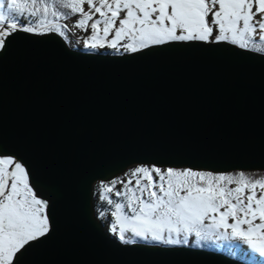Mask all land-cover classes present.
Returning <instances> with one entry per match:
<instances>
[{"label": "water", "instance_id": "water-1", "mask_svg": "<svg viewBox=\"0 0 264 264\" xmlns=\"http://www.w3.org/2000/svg\"><path fill=\"white\" fill-rule=\"evenodd\" d=\"M0 144L49 200L54 232L24 264H236L120 245L93 189L140 163L264 169V56L199 43L92 55L59 35L20 34L0 55Z\"/></svg>", "mask_w": 264, "mask_h": 264}, {"label": "snow or ice", "instance_id": "snow-or-ice-1", "mask_svg": "<svg viewBox=\"0 0 264 264\" xmlns=\"http://www.w3.org/2000/svg\"><path fill=\"white\" fill-rule=\"evenodd\" d=\"M20 34L59 35L92 55L199 43L264 56V0H0V55ZM98 193L106 202L98 217L120 245L204 249L264 264V169L140 163L100 180ZM48 209L30 166L0 144V264H24L51 236Z\"/></svg>", "mask_w": 264, "mask_h": 264}, {"label": "rangeland", "instance_id": "rangeland-1", "mask_svg": "<svg viewBox=\"0 0 264 264\" xmlns=\"http://www.w3.org/2000/svg\"><path fill=\"white\" fill-rule=\"evenodd\" d=\"M49 19H51V17H49ZM61 23H63V21H60ZM74 39L75 38H73V42H74ZM68 44V43H67ZM69 45V44H68ZM71 48H73L71 45H69ZM76 50H80L79 48H77ZM80 51H82V50H80ZM109 52H111V50H109ZM101 53H104L103 51L101 52ZM136 165H133V166H131V167H129V168H132V167H135ZM128 168V169H129ZM127 169V170H128ZM127 170H125V171H127ZM124 171V172H125ZM124 172H122V173H120L119 175H117L116 177H120V176H122L123 175V173ZM134 183V182H133ZM99 184V183H98ZM98 184H96V187H95V189L96 190H94V200H97V195L99 196V193H98ZM117 187H120V185H117ZM115 199H117V200H119V199H121L120 197H114ZM103 204H106V202H102ZM108 215L110 216V212L108 213ZM106 228H108V225H106ZM209 251H211V250H209ZM214 252V251H213ZM219 253V252H218Z\"/></svg>", "mask_w": 264, "mask_h": 264}, {"label": "built area", "instance_id": "built-area-1", "mask_svg": "<svg viewBox=\"0 0 264 264\" xmlns=\"http://www.w3.org/2000/svg\"><path fill=\"white\" fill-rule=\"evenodd\" d=\"M98 183H99V181L96 184H98ZM96 184L94 185V189L93 190H96L95 189ZM101 204H103V203L99 200V196L97 195V200H94V206H95L97 217H98V209L100 208ZM99 219H101V218H99ZM101 220L104 222L105 225H108L106 220H104V219H101Z\"/></svg>", "mask_w": 264, "mask_h": 264}, {"label": "bare ground", "instance_id": "bare-ground-1", "mask_svg": "<svg viewBox=\"0 0 264 264\" xmlns=\"http://www.w3.org/2000/svg\"><path fill=\"white\" fill-rule=\"evenodd\" d=\"M93 196H94V190H93ZM106 226V225H105Z\"/></svg>", "mask_w": 264, "mask_h": 264}]
</instances>
